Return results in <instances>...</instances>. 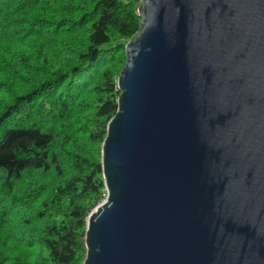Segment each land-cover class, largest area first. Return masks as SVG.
Wrapping results in <instances>:
<instances>
[{"label": "water", "instance_id": "water-1", "mask_svg": "<svg viewBox=\"0 0 264 264\" xmlns=\"http://www.w3.org/2000/svg\"><path fill=\"white\" fill-rule=\"evenodd\" d=\"M83 264H264V0H141Z\"/></svg>", "mask_w": 264, "mask_h": 264}, {"label": "trees", "instance_id": "trees-1", "mask_svg": "<svg viewBox=\"0 0 264 264\" xmlns=\"http://www.w3.org/2000/svg\"><path fill=\"white\" fill-rule=\"evenodd\" d=\"M141 0H0V264H83Z\"/></svg>", "mask_w": 264, "mask_h": 264}, {"label": "rangeland", "instance_id": "rangeland-1", "mask_svg": "<svg viewBox=\"0 0 264 264\" xmlns=\"http://www.w3.org/2000/svg\"><path fill=\"white\" fill-rule=\"evenodd\" d=\"M105 198H106V197H105ZM105 198H104L103 200H101L100 202H98L97 205L100 204L101 202H103V201L105 200Z\"/></svg>", "mask_w": 264, "mask_h": 264}]
</instances>
